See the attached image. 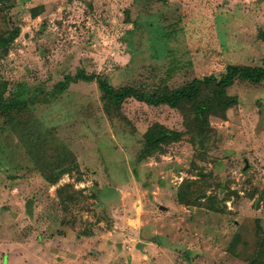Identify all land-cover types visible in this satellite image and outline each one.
Returning <instances> with one entry per match:
<instances>
[{
    "label": "rangeland",
    "instance_id": "1",
    "mask_svg": "<svg viewBox=\"0 0 264 264\" xmlns=\"http://www.w3.org/2000/svg\"><path fill=\"white\" fill-rule=\"evenodd\" d=\"M12 25L0 264H249L264 231V81L227 89L236 102L202 144L181 111L116 107L97 78L154 92L264 67V0L0 1V33ZM157 124L182 136L142 157Z\"/></svg>",
    "mask_w": 264,
    "mask_h": 264
},
{
    "label": "trees",
    "instance_id": "2",
    "mask_svg": "<svg viewBox=\"0 0 264 264\" xmlns=\"http://www.w3.org/2000/svg\"><path fill=\"white\" fill-rule=\"evenodd\" d=\"M0 1L4 4L6 0ZM31 15L32 17L37 16V10L31 9ZM19 31L18 27L12 25L10 29L0 33V57L8 53ZM262 36L264 37V34ZM76 77H82L87 81L93 79L92 76H85L81 73ZM97 80L104 96L116 107H120L130 99L149 106H167L181 111L185 133L189 134L191 140L198 137L200 143L203 144L207 139L205 132L209 127V116L224 118L227 110L236 102L234 97L226 94L227 89L238 80L255 84L264 81V67L228 65L218 78L210 75L202 79H193L178 88H164L154 92L141 90L140 86L134 85L114 89L103 79L97 78ZM7 86L6 81L0 80L1 112L6 104L4 95ZM57 87V90L62 91L68 87V83L66 81L59 82ZM181 136L182 131L171 130L159 124L153 125L144 133L145 142L141 156H150L159 151L162 145L173 143ZM257 248L255 253L249 257V264H264V231L259 238Z\"/></svg>",
    "mask_w": 264,
    "mask_h": 264
},
{
    "label": "water",
    "instance_id": "3",
    "mask_svg": "<svg viewBox=\"0 0 264 264\" xmlns=\"http://www.w3.org/2000/svg\"><path fill=\"white\" fill-rule=\"evenodd\" d=\"M247 167V165L245 166V168Z\"/></svg>",
    "mask_w": 264,
    "mask_h": 264
}]
</instances>
